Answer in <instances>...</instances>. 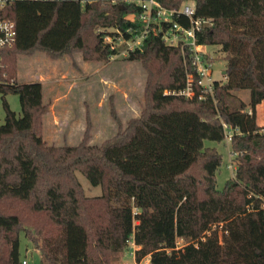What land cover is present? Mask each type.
<instances>
[{
  "label": "trees",
  "instance_id": "trees-1",
  "mask_svg": "<svg viewBox=\"0 0 264 264\" xmlns=\"http://www.w3.org/2000/svg\"><path fill=\"white\" fill-rule=\"evenodd\" d=\"M101 1L17 0L0 11L17 30L15 43L0 48L6 112L0 124V198H35V208L50 213L61 235L45 239L42 251L55 264H110L107 255L131 240L140 246L139 258L151 256L150 264H264V125L257 120L264 102V0H192L194 17L212 22L197 32L198 44L220 45L228 62L227 80H215L204 99L176 93L193 70L192 51L166 43L163 34L171 24L163 22L159 34L150 32L126 55L168 66L167 78L148 88L141 117L102 145L83 141L58 150L41 136L43 84L16 80L15 54L83 50V31L95 20L101 28L96 56L118 55L105 37L142 36L143 8L132 0L99 11ZM159 1L178 9L186 0ZM174 21L190 25L183 15ZM243 89L250 90L248 101L238 94ZM10 93L20 96L22 115L12 110ZM224 124L238 129L231 139L236 171L220 189L216 174L223 156L204 141H223ZM79 173L102 194L86 196ZM23 230L19 214L0 211V264L3 240L6 263H21ZM180 238L186 240L182 246Z\"/></svg>",
  "mask_w": 264,
  "mask_h": 264
},
{
  "label": "rangeland",
  "instance_id": "rangeland-1",
  "mask_svg": "<svg viewBox=\"0 0 264 264\" xmlns=\"http://www.w3.org/2000/svg\"><path fill=\"white\" fill-rule=\"evenodd\" d=\"M128 1L130 2L108 0V4H105L102 0L99 11ZM185 3L193 4V1L186 0ZM94 22L95 20L90 21L83 31L86 40L83 50L70 48L53 55L35 48L15 54L13 70L16 80L21 83L43 84L45 110L38 116L41 136L47 146H54L58 150L66 146H77L83 141L90 145L104 144L130 121L141 117L149 103L148 88L167 78L168 66L160 62L146 63L139 59H127L130 45L124 39L114 41L112 36H106L105 41L113 43L120 53L110 58L97 57V32L101 28L93 24ZM206 49L212 57L213 78L225 82L227 54L220 45H206ZM98 54L101 55L99 52ZM238 94L246 101L250 99V90L243 89ZM2 96L0 91V124L5 122L6 116ZM6 98L12 110L18 116L22 115L20 96L10 93ZM257 120L264 123V103L257 107ZM204 142L206 146L216 147L222 153V165L217 170L216 179L218 187L223 189L236 171L232 160L231 140L226 136L220 142L209 139ZM79 176L86 196L102 194L100 186H93L81 173ZM34 203L35 198L24 200L3 196L0 198V211L14 212L21 217L24 230L20 233V264L24 259L28 264H55L43 254L42 249H47L45 239L51 240L61 235V227L55 223L49 212L36 209ZM185 242V239H178L179 246ZM2 244L1 264H7L6 240ZM139 249L140 246L131 242L122 251L111 253L107 257L110 264H150L151 256L139 258Z\"/></svg>",
  "mask_w": 264,
  "mask_h": 264
},
{
  "label": "built area",
  "instance_id": "built-area-1",
  "mask_svg": "<svg viewBox=\"0 0 264 264\" xmlns=\"http://www.w3.org/2000/svg\"><path fill=\"white\" fill-rule=\"evenodd\" d=\"M17 0H0V11L7 5ZM132 1V0H130ZM143 11L140 14V19L144 24V32L142 36L133 41H127L130 45L129 49H134L142 45L143 39L150 33L159 34L163 30V22L169 23L170 28L163 34L166 43L171 45L181 44L187 46L192 51L191 64L192 71L187 73L186 86L179 91H174L187 98L204 99L207 93H212L214 89L215 78H213V63L206 45L198 44L197 32L202 30L203 26L210 25V19L194 17L195 4L183 3L178 9H169L165 7L159 0H138ZM128 17L131 20L136 18L135 14H130ZM186 16L190 20V25L185 26L177 21H174V16ZM16 23L9 18H0V48L11 47L16 41ZM0 67H5L0 56ZM0 82H2L0 80ZM170 92V91H166ZM252 113V109H249ZM226 136L231 140L232 135L237 128L231 125L224 124ZM135 243L131 240L129 243ZM22 264H28L27 260H23Z\"/></svg>",
  "mask_w": 264,
  "mask_h": 264
},
{
  "label": "crops",
  "instance_id": "crops-1",
  "mask_svg": "<svg viewBox=\"0 0 264 264\" xmlns=\"http://www.w3.org/2000/svg\"><path fill=\"white\" fill-rule=\"evenodd\" d=\"M264 103V102H263ZM260 125H264V123L262 124V123H259Z\"/></svg>",
  "mask_w": 264,
  "mask_h": 264
},
{
  "label": "water",
  "instance_id": "water-1",
  "mask_svg": "<svg viewBox=\"0 0 264 264\" xmlns=\"http://www.w3.org/2000/svg\"><path fill=\"white\" fill-rule=\"evenodd\" d=\"M224 72H226V71H224Z\"/></svg>",
  "mask_w": 264,
  "mask_h": 264
}]
</instances>
